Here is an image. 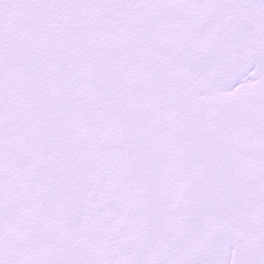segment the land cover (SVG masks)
Returning <instances> with one entry per match:
<instances>
[{
  "label": "snow or ice",
  "instance_id": "6c2138e0",
  "mask_svg": "<svg viewBox=\"0 0 264 264\" xmlns=\"http://www.w3.org/2000/svg\"><path fill=\"white\" fill-rule=\"evenodd\" d=\"M0 264H264V0H0Z\"/></svg>",
  "mask_w": 264,
  "mask_h": 264
}]
</instances>
